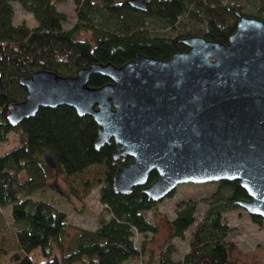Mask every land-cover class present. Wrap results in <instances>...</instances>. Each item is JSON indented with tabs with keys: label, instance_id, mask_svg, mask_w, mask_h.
<instances>
[{
	"label": "trees",
	"instance_id": "16d2710c",
	"mask_svg": "<svg viewBox=\"0 0 264 264\" xmlns=\"http://www.w3.org/2000/svg\"><path fill=\"white\" fill-rule=\"evenodd\" d=\"M56 1L0 0V142L10 134L20 139L0 153V207L11 204L10 225L18 243L10 255L11 264H122L141 254L132 238L134 231H155L143 211L157 201L148 198L141 186L129 193L113 188L120 161L113 156L115 143L111 139L95 147L97 124L90 115H79L72 106L60 104L41 106L34 116L11 123L10 103L26 94L20 79L38 69L74 75L92 62L118 65L138 53L168 58L186 48L181 38L193 34L226 42L236 27L237 11L264 21V0H146L145 10L128 0H73L77 19L68 28L63 27L66 13ZM14 2L32 13L36 25L13 21ZM80 29L89 30L90 37H79ZM107 81V76L93 73L88 83L99 86ZM44 151L54 157L57 172L68 175L91 164L106 165L99 196L111 213L108 219H101L95 229L72 226L67 212L55 202L32 196L47 187L50 168L43 162ZM156 176L152 170L148 179ZM219 183L231 192L211 204L197 222L183 258L174 260L167 252L158 264H264L259 253H264V245L255 255L225 239L228 227L221 212L236 207L233 201L246 192L238 180ZM194 212L193 203H179L168 220L169 236L182 237L196 220ZM252 219L263 221L257 215Z\"/></svg>",
	"mask_w": 264,
	"mask_h": 264
},
{
	"label": "water",
	"instance_id": "95a60500",
	"mask_svg": "<svg viewBox=\"0 0 264 264\" xmlns=\"http://www.w3.org/2000/svg\"><path fill=\"white\" fill-rule=\"evenodd\" d=\"M141 10L146 0H128ZM226 42L193 34L168 58L142 53L121 64L92 62L74 75L38 69L22 77L24 98L9 105L15 124L39 107L72 106L97 124L99 148L113 139L116 191L133 187L153 201L180 183L238 180L250 198L234 203L264 220V21L236 12ZM93 73L109 78L99 86ZM44 164L57 172L54 157ZM157 176L149 180V173ZM210 264V263H208Z\"/></svg>",
	"mask_w": 264,
	"mask_h": 264
},
{
	"label": "rangeland",
	"instance_id": "374dc122",
	"mask_svg": "<svg viewBox=\"0 0 264 264\" xmlns=\"http://www.w3.org/2000/svg\"><path fill=\"white\" fill-rule=\"evenodd\" d=\"M226 1V0H222ZM58 9L66 13L63 27H70L77 19L73 0H57ZM13 21L36 25L32 13L14 2ZM77 35L89 38L90 31L80 29ZM20 143L17 134H10L5 142H0V153ZM106 172L105 164H91L82 171L74 174L56 172L50 168L47 176V187L36 191L32 196L48 199L67 212V218L72 226L95 229L101 219H108L111 215L107 207L101 202L99 188ZM228 187H222L219 181L201 183H180L170 195L158 200L152 209L143 211L144 216L155 225L154 232L142 233L134 231L133 241L141 248L137 257L125 260L122 264H158L159 258L169 253L174 260H181L189 250L190 235L211 204L225 199L230 194ZM193 203L195 205V222L185 230L182 237H170L168 220L172 219L179 203ZM222 222L228 227L225 239L237 244L243 251L252 252L264 245V220L255 222L251 215L243 208L236 206L221 212ZM11 204L0 207V264H11L10 255L18 249L16 238L11 229ZM65 245L68 239H63ZM66 251V250H65ZM262 258L264 253L259 251ZM36 257V254H32Z\"/></svg>",
	"mask_w": 264,
	"mask_h": 264
},
{
	"label": "flooded vegetation",
	"instance_id": "af4514ba",
	"mask_svg": "<svg viewBox=\"0 0 264 264\" xmlns=\"http://www.w3.org/2000/svg\"><path fill=\"white\" fill-rule=\"evenodd\" d=\"M127 157V156H126ZM126 157L124 158V159H122L121 157L120 158H117V159H119L120 161L118 162V164L119 163H121V162H128V161H130V160H128V161H126L125 159H126ZM131 158V157H130ZM117 164V165H118ZM246 192V191H245ZM240 198H250V196L247 194V192H246V195H244V196H242V197H240ZM234 202V201H233ZM237 205V204H236ZM237 206H239V205H237ZM239 207H241V206H239ZM241 208H243V207H241ZM244 209V208H243ZM246 210V209H245ZM250 214V213H249ZM251 215V217H253V216H255L256 217V215H252V214H250ZM254 220V219H253ZM255 221V220H254ZM256 222V221H255ZM201 264H208V262H204V263H201Z\"/></svg>",
	"mask_w": 264,
	"mask_h": 264
}]
</instances>
